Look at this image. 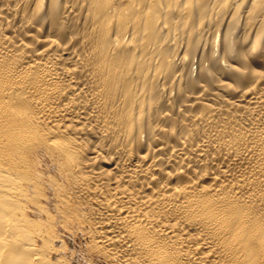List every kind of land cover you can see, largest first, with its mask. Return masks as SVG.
<instances>
[{
    "label": "bare ground",
    "instance_id": "bare-ground-1",
    "mask_svg": "<svg viewBox=\"0 0 264 264\" xmlns=\"http://www.w3.org/2000/svg\"><path fill=\"white\" fill-rule=\"evenodd\" d=\"M66 234L264 264V0H0V264Z\"/></svg>",
    "mask_w": 264,
    "mask_h": 264
},
{
    "label": "rangeland",
    "instance_id": "rangeland-1",
    "mask_svg": "<svg viewBox=\"0 0 264 264\" xmlns=\"http://www.w3.org/2000/svg\"><path fill=\"white\" fill-rule=\"evenodd\" d=\"M65 237L68 240L69 247H70V251L66 255V256H69L67 258H69L68 260L71 262L70 264H73L72 262H74V260H75L74 264H89V263L91 264V262H92V264H95V263L96 264H102V262H103L102 258L100 256H96V254H93L88 250L87 240L85 237H83V234H78V235L66 234ZM86 251H87V253H86ZM90 253H91V255H90ZM73 255H75V256H73ZM89 259H91V260H89ZM88 261H90V262H88Z\"/></svg>",
    "mask_w": 264,
    "mask_h": 264
}]
</instances>
